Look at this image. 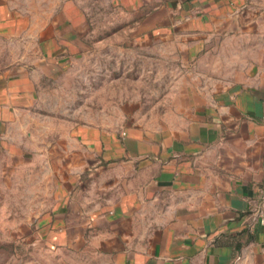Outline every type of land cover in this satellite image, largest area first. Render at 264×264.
<instances>
[{"label":"crops","instance_id":"obj_1","mask_svg":"<svg viewBox=\"0 0 264 264\" xmlns=\"http://www.w3.org/2000/svg\"><path fill=\"white\" fill-rule=\"evenodd\" d=\"M108 16L123 23L104 27L176 43L185 64L227 48L233 75L212 91L228 92L165 131L73 129L88 153L71 160L37 229L59 245L82 235L108 264H264V226L252 218L264 187V0H0L2 170L29 150L25 117L40 78L26 51L9 49L63 66Z\"/></svg>","mask_w":264,"mask_h":264},{"label":"rangeland","instance_id":"obj_2","mask_svg":"<svg viewBox=\"0 0 264 264\" xmlns=\"http://www.w3.org/2000/svg\"><path fill=\"white\" fill-rule=\"evenodd\" d=\"M96 22L100 30L63 66L41 62L35 48L9 49L17 55L26 51L29 70L39 71L40 78L25 117L29 150L6 159L5 171L0 162V264H108L82 235L71 245H59L37 229V219L52 209L57 181L67 176L71 160L81 164L88 153L71 138L73 129L90 127L117 136L139 129L165 131L228 92L212 91L226 86L224 76L233 75L227 48L202 53L208 55L204 65L185 64L174 42L148 44L131 27H116L123 22L109 16ZM105 23L116 25L105 28ZM197 72L203 73L200 80ZM189 84L209 91H186ZM83 231V225L77 226V235Z\"/></svg>","mask_w":264,"mask_h":264},{"label":"built area","instance_id":"obj_3","mask_svg":"<svg viewBox=\"0 0 264 264\" xmlns=\"http://www.w3.org/2000/svg\"><path fill=\"white\" fill-rule=\"evenodd\" d=\"M253 221L264 226V187L259 191L258 203L253 212Z\"/></svg>","mask_w":264,"mask_h":264}]
</instances>
